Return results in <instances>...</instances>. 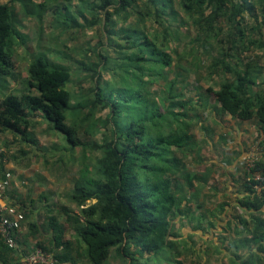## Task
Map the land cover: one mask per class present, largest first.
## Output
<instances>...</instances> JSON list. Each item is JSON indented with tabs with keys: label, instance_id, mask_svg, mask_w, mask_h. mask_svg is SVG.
<instances>
[{
	"label": "trees",
	"instance_id": "trees-1",
	"mask_svg": "<svg viewBox=\"0 0 264 264\" xmlns=\"http://www.w3.org/2000/svg\"><path fill=\"white\" fill-rule=\"evenodd\" d=\"M13 1L26 17L39 22L50 14L61 34H70V39L75 38L69 25L80 19L83 28L98 29L104 42L86 51L95 60L86 61V66L81 63L83 79L93 84L86 104L71 103L66 88L69 68L50 62L45 52L35 54L27 68L29 90L1 94L0 133L23 136V128L29 125L26 114L38 113L53 132L64 137L71 151L88 147L100 151L101 156L80 167L73 180L70 200L77 213L62 211L84 246L87 264H104L113 250L127 264H184L179 260L174 219L184 200L185 184L193 181L185 159L194 150L192 119L200 117L193 100L182 99L180 93L170 97L164 111L151 106L150 88L168 80L166 70L172 61L164 51L171 44L173 52L181 48L187 33L180 29L190 24L200 36L190 40L193 44L206 40L212 50L219 49L207 68L209 80L217 82L197 99L207 106L212 98L214 113L251 121L258 139L264 140V0H82L85 10L75 15L67 12L66 3L71 0L64 5L58 0ZM149 20L152 29L146 31L151 37L140 34ZM124 26L129 27L123 30ZM15 39L13 7L0 4V84L14 70ZM255 45L258 57L252 59L247 54ZM108 73L112 81H104ZM84 107L88 113L81 117ZM106 109L109 115L102 124L101 143H83L80 126L95 111ZM25 139L30 142L28 136ZM256 170L264 168L257 163ZM244 186L252 197L245 208L264 205V188L255 191L246 182ZM33 227L36 232L38 228ZM48 229L49 248L44 243L37 247L48 249L55 264H74L72 245L64 241L65 229L56 217L49 218ZM0 246L6 253L16 252L2 242Z\"/></svg>",
	"mask_w": 264,
	"mask_h": 264
},
{
	"label": "rangeland",
	"instance_id": "rangeland-1",
	"mask_svg": "<svg viewBox=\"0 0 264 264\" xmlns=\"http://www.w3.org/2000/svg\"><path fill=\"white\" fill-rule=\"evenodd\" d=\"M32 1L40 2L42 0ZM172 1L176 3L179 0ZM58 2L61 5L66 3L65 0H58ZM3 3H7L13 7V31L16 39L13 41L14 70L8 76L6 83L2 82L3 84H0V98L4 92L20 94L29 90L27 88L28 65L35 54L45 52L50 62L70 69L71 78L66 88L72 95L71 103L86 104V101L92 98L90 90L93 84L83 79L85 72L81 63L83 62L86 66L88 61L95 60L93 56H90V53L86 54V51L91 47H95L98 43L101 45L104 42L99 30L96 28L92 30L83 28L84 23L80 19H77L76 25H69L74 30L71 37L75 38L70 39V34H61V30L56 27L50 14L45 15L42 21L39 22L34 18L26 17L21 11L20 5L13 0H0V4ZM66 4L68 5L67 12L69 15H75L76 11L85 10L82 0H71L70 3ZM57 18L60 20V17ZM149 18L153 19V15L151 14ZM127 27L129 26H124L122 29L125 30ZM131 27H134V25ZM150 28L152 29V20L146 23L145 29L141 27L140 34L143 33L150 36L151 34L146 31ZM250 28L253 29V25ZM180 31L187 33H183L181 48L178 49L176 47L175 52H177L175 53L172 50L175 46L171 44V49L167 48L164 51L170 56L169 59L171 58L172 66L166 70L168 73V80L166 82H161V84L156 83L151 86L150 91L153 94L151 96V106L157 105L161 111H164L170 97L177 93L183 94L182 99L184 100L188 98L192 99L197 110L196 113L200 117V120L192 119L193 126L191 133L192 135H196L205 123L209 126V120L212 118V115H210L211 110L214 111V101L212 98H209V105L203 106L197 97L198 94L205 96L208 87L214 86L217 82L216 78L209 80L207 68L213 65V58L219 52V49L216 47L215 50H212V43H206V40L203 43L201 42L203 47L199 43L200 41L197 44H193L190 40L193 38L198 40L200 36L196 35L193 26L190 24L183 26ZM257 47L255 45L250 48L247 56L256 59L258 57V53L255 50L258 49ZM245 53L246 51L243 52L244 55ZM182 68L187 69V71L193 69L196 71L186 72ZM104 81H112L109 73L105 75ZM32 93L35 92L32 91ZM87 113L88 107L82 108L81 117L86 116ZM108 115V109L97 110L93 113V116H89L88 120L80 126L78 135L83 143L87 145L101 143V134L105 130L102 124ZM216 115L220 116L217 112ZM26 117L28 118L29 125L23 128V136H13L10 139V132L5 131V136L2 135L5 132L0 133V137L2 135L0 145L4 149L3 151H6L7 154L8 152L11 153V158L17 161L23 171L33 173L35 181H37V177L39 176H48V180H44L43 187L45 190L39 195L37 192V195L34 196L36 198H31V203L29 204L33 210H37V217L35 219L40 229L36 230L37 232L33 235L34 242L27 241L25 247L28 251H31L37 248V243H44L46 248H49L47 244L48 237L46 235V232L49 233L48 220L50 217H56L59 225L65 229L64 241L72 245V256L75 259L74 264H87L84 246L78 241L74 230L65 222V216L62 214V211L66 210L69 213H77L75 205L70 200L73 180L76 178L80 167L92 162L93 159L101 156V153L89 147L85 150L76 148L74 151H71L64 137L53 132L41 114L28 113ZM24 136H28L30 142L27 139L24 140ZM256 142L255 140L251 146ZM26 214L27 212L25 211ZM35 239H38V241L36 242ZM0 250H3L1 246ZM17 258L14 259H16L18 264ZM104 264H127V261L113 250Z\"/></svg>",
	"mask_w": 264,
	"mask_h": 264
},
{
	"label": "crops",
	"instance_id": "crops-1",
	"mask_svg": "<svg viewBox=\"0 0 264 264\" xmlns=\"http://www.w3.org/2000/svg\"><path fill=\"white\" fill-rule=\"evenodd\" d=\"M210 115L209 126L205 123L199 133L192 135L194 150L185 159L193 181L187 187L185 184L184 200L174 219L179 260L184 264H264V205L256 210L245 208L252 197L245 189L242 170L246 151L255 140L259 147L258 163L264 168V140L258 139L257 128L251 121L217 116L212 110ZM13 136L20 137L10 132L9 138ZM3 155L4 169L12 174L7 200L27 214L17 234L18 250L14 257L0 250V264H17V256L20 264L24 256L41 249L28 251L25 243L34 242V224L40 229L35 219L37 210L29 204L37 192L39 195L45 190L44 180L48 176H39L35 181L33 173L23 171L11 153L4 151ZM257 226L260 232L252 240ZM46 235L50 237V231Z\"/></svg>",
	"mask_w": 264,
	"mask_h": 264
},
{
	"label": "built area",
	"instance_id": "built-area-1",
	"mask_svg": "<svg viewBox=\"0 0 264 264\" xmlns=\"http://www.w3.org/2000/svg\"><path fill=\"white\" fill-rule=\"evenodd\" d=\"M3 149L0 147V242L9 249L18 250L17 234L24 222V211L7 200V193L11 185L12 174L4 169ZM259 147L256 142L246 151L242 161L244 181L253 190L264 188V171L256 170ZM20 264H55L53 255L47 251L37 249L24 256Z\"/></svg>",
	"mask_w": 264,
	"mask_h": 264
}]
</instances>
